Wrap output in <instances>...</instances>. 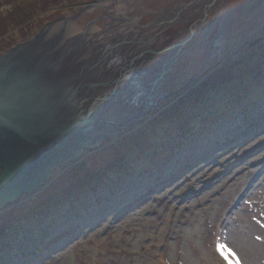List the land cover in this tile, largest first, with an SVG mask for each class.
<instances>
[{
	"label": "rangeland",
	"instance_id": "374dc122",
	"mask_svg": "<svg viewBox=\"0 0 264 264\" xmlns=\"http://www.w3.org/2000/svg\"><path fill=\"white\" fill-rule=\"evenodd\" d=\"M92 1L0 0V54ZM228 10L226 28L213 20L203 43L205 27L182 48L170 92L178 94L0 211L9 232L0 264H205L215 234L240 264H264V0H230ZM237 60L246 86L193 93Z\"/></svg>",
	"mask_w": 264,
	"mask_h": 264
},
{
	"label": "water",
	"instance_id": "95a60500",
	"mask_svg": "<svg viewBox=\"0 0 264 264\" xmlns=\"http://www.w3.org/2000/svg\"><path fill=\"white\" fill-rule=\"evenodd\" d=\"M102 1L45 24L0 54V211L43 187L56 168L119 136L178 94L170 92L186 53L181 48L200 25L193 17L181 31L172 19L212 1L205 15L211 7L216 19L230 5ZM163 16L165 26H150Z\"/></svg>",
	"mask_w": 264,
	"mask_h": 264
},
{
	"label": "trees",
	"instance_id": "16d2710c",
	"mask_svg": "<svg viewBox=\"0 0 264 264\" xmlns=\"http://www.w3.org/2000/svg\"><path fill=\"white\" fill-rule=\"evenodd\" d=\"M54 1H57V0H54ZM78 1H82V0H78ZM25 35V34H24ZM23 35V39H22V41H20V42H23V41H25V40H27L26 39V35L24 36ZM19 43V42H18ZM17 44V43H16ZM16 44H8V45H4V46H2L3 48H2V50H1V53H4L5 52V50H8L9 48H11L12 46H14V45H16ZM243 64H245V62H243V61H241V60H237V61H235L234 63H232V64H230V65H226V66H222V67H220L219 68V70H217L216 71V73L211 77V79H209V80H206V81H204V82H202L199 86H197V88L195 89V90H192L193 91V93H195L196 95H200V94H202V92L203 91H206L207 93H212V92H217V91H219L220 90V92L222 93V92H224V91H227V90H229V89H231V88H239V87H241V86H246V81L248 80V79H250V75L249 74H247V67L246 68H243L242 66H243ZM257 75L259 76V74L257 73ZM257 76V77H258ZM237 80H239L235 85H234V83L237 81ZM190 89V88H189ZM192 93V94H193ZM182 95V94H181ZM199 98H201V96L199 97ZM199 98H197V100H195V101H193V103L192 104H198V100H199ZM179 104H181V102L179 103ZM186 107V106H185ZM184 107V111L185 112H187V110L189 109L190 110V108H185ZM159 111V110H158ZM157 111V112H158ZM184 113H183V110H182V112L180 113V112H166V111H164L162 114H160L159 116V119H163V118H165V120L166 119H168L169 118V116H171V119H172V117H178V118H181L182 117V115H183ZM186 119V118H185ZM180 120V119H179ZM156 121H154L153 123H151L150 125H153L154 123H155ZM188 123V122H187ZM176 124V123H175ZM174 124V125H175ZM187 124H185V126H186ZM183 126H184V124H183ZM145 127H148V125L147 126H145ZM178 126L177 125H175L174 126V128H177ZM143 129V128H142ZM144 132H146V130H144ZM163 135L164 134H167L168 135V133H169V129H168V127H165V128H163ZM139 133H141V132H139ZM139 133H136V134H139ZM142 134V133H141ZM162 135V136H163ZM166 135V136H167ZM108 143V142H107ZM143 147H142V149L141 150H145L146 149V151H147V146L146 145H142ZM157 146H158V144H157ZM156 149H157V147H156ZM156 149H152V151H154V150H156ZM149 152V151H148ZM128 159V157H126L125 158V160H127ZM121 163V162H120ZM125 163H126V161H125ZM113 164L116 166V165H119V162L116 160H113ZM83 165V164H82ZM126 170V168L124 169V171ZM88 181H91L90 179H88ZM95 183V185L94 186H99V181H97V182H94ZM88 189H89V187H88ZM80 192H82L83 194H82V198H84V195L85 194H87V192H84V191H80ZM77 198L79 199V198H81V196H80V194H78L77 195ZM82 205V204H81ZM53 208V207H52ZM40 217L37 219V221L35 222V223H39L40 222ZM32 220H35V217H32ZM11 227V226H10ZM11 229V228H10ZM8 231H6L5 233H3V231H2V228L0 229V238H2V237H5L6 235H8Z\"/></svg>",
	"mask_w": 264,
	"mask_h": 264
},
{
	"label": "flooded vegetation",
	"instance_id": "af4514ba",
	"mask_svg": "<svg viewBox=\"0 0 264 264\" xmlns=\"http://www.w3.org/2000/svg\"><path fill=\"white\" fill-rule=\"evenodd\" d=\"M199 0H194L193 2H192V5L194 6L197 2H198ZM201 1V0H200ZM199 1V2H200ZM218 1H221V0H218ZM181 1H178V2H176L175 4L177 5V4H179ZM225 2V0H223V3ZM215 2L214 1H212L210 4H205L204 5V7L202 8V10L201 11H198V10H196V8H192L191 9V11L188 13V14H186V16H182V17H180V18H178V17H176V18H174V19H172V21H171V25H178V24H182V25H179L178 27L179 28H181V31H182V28H185V27H187V24L189 23V21L194 17V18H196L195 19V23H198L199 25H200V27H199V29L197 30V34L196 35H199V32L203 29V27H205V32H204V34H203V36L201 37V40H202V43L204 42V40H205V38H207L208 36V31L210 30V29H213V26H214V23L216 22L215 20H214V14H213V12L211 11V7H210V9H209V12H208V14L207 15H205V13H206V8L207 7H209V6H212L213 4H214ZM167 9V8H166ZM165 9V10H166ZM170 10H168V12H169ZM175 12H177V9L175 10ZM168 15V14H167ZM166 15V16H167ZM199 15H201L202 16V20L199 18ZM210 15H211V18H213V20H214V23H212L211 25L210 24H207V22L206 21H208L209 19H210ZM165 16V17H166ZM164 16L163 17H158L154 22H155V24H153L152 23V25H150V26H152L153 28H155V27H157V25H159L160 24V26H162V25H164L165 26V24H163V22H164V18H165ZM183 17H185V19H183ZM177 18H178V20H177ZM169 22H170V20H168ZM197 21V22H196ZM159 27V26H158ZM219 27H221V25H219ZM222 28V27H221ZM166 30H164V32H165ZM180 31V32H181ZM164 32L161 34V35H163L164 34ZM179 32V33H180ZM195 35V36H196ZM174 36V35H173ZM207 36V37H206ZM162 37V36H161ZM184 47V46H183ZM182 47V48H183ZM202 47H204V45H201V48ZM181 48V49H182ZM6 51V50H5ZM2 54V53H1ZM207 56H208V54H207ZM176 62H177V60L175 61V63H174V65H173V67L175 66V64H176ZM174 69V68H173ZM165 70H167V68L165 67ZM165 73V72H164ZM193 84V83H192Z\"/></svg>",
	"mask_w": 264,
	"mask_h": 264
},
{
	"label": "bare ground",
	"instance_id": "6f19581e",
	"mask_svg": "<svg viewBox=\"0 0 264 264\" xmlns=\"http://www.w3.org/2000/svg\"><path fill=\"white\" fill-rule=\"evenodd\" d=\"M229 8V7H228ZM231 16H232V14L229 12V10H227L225 13H223L221 16H219L218 18H216V19H214L216 22H221V27L224 29V28H226L227 27V24L228 23H230V21H231ZM106 142V141H105ZM226 207H228V209L231 207V204H229L228 206L226 205L221 211H220V214H219V219H218V221H217V223H219V225H220V221H222V219H223V214H224V212H226V210H225V208ZM254 211H255V209H254ZM250 218V217H249ZM251 219V218H250ZM165 224H166V222H165ZM251 227V230L252 231H254L255 233H257V231H258V229H257V227L256 226H254V224L252 225V223H251V225H250ZM216 233H218V232H216ZM214 237H216V234L214 235ZM213 237V239H212V241H211V243L209 242V247H208V250H207V254H206V263L205 264H222L221 262H220V260L214 255V252H213V243H214V238ZM219 242H220V244H222V245H224L223 244V241L222 240H219ZM152 246V248L154 249V246L153 245H151ZM103 252V251H102ZM235 257V256H234ZM236 258V257H235ZM234 258V259H235ZM163 262V259H158V260H156L155 261V264H163L162 263ZM242 264V263H241Z\"/></svg>",
	"mask_w": 264,
	"mask_h": 264
}]
</instances>
